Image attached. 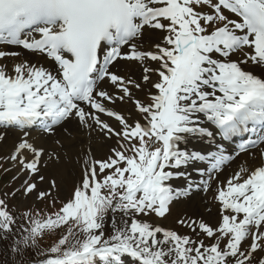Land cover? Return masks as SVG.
Returning a JSON list of instances; mask_svg holds the SVG:
<instances>
[{
    "label": "snow or ice",
    "instance_id": "1",
    "mask_svg": "<svg viewBox=\"0 0 264 264\" xmlns=\"http://www.w3.org/2000/svg\"><path fill=\"white\" fill-rule=\"evenodd\" d=\"M146 29L164 35L145 47ZM0 44L46 54L57 65L0 64V128L22 130L9 159L26 177L10 195L53 196L54 206L60 187L44 171L86 156L83 179L60 209H29L27 227H17L0 199V242L13 237L6 251L20 257L6 264H264V162L222 182L214 224L182 218L184 234L143 219L164 217L174 199L198 186L188 171L197 162H207V170L194 171L211 180L233 158L225 142L243 136L239 152L257 149L264 161V0H0ZM6 55L19 53L0 50ZM120 60L139 62L141 79L116 70ZM142 83L156 90L151 103L134 99ZM125 101L141 119L129 123L130 114L115 110ZM101 114L115 118L119 130ZM73 120L89 139L116 138L107 159L79 149L67 129V141L52 148L32 138L33 128L51 135ZM178 180L184 190L174 187ZM44 183L47 189L39 187ZM64 226L50 255L24 259L30 251L41 255L45 233Z\"/></svg>",
    "mask_w": 264,
    "mask_h": 264
},
{
    "label": "bare ground",
    "instance_id": "2",
    "mask_svg": "<svg viewBox=\"0 0 264 264\" xmlns=\"http://www.w3.org/2000/svg\"><path fill=\"white\" fill-rule=\"evenodd\" d=\"M160 37H162V32L159 30L153 31L151 29H146V38L144 40V46L145 47H150L153 40H158ZM5 51V50H3ZM33 54H27V53H22L19 56H5L3 58H0V64H5L8 66L9 70H11V68L16 64V63H20L21 61H28V57L31 56ZM152 61H149V66L153 67L152 64H150ZM35 64V63H33ZM246 67L251 68L254 73L256 74H260L261 73V69L259 67H255L254 65H252L251 63H249V65H247ZM116 70H118L119 72H121L122 74H128L130 76H132V78L137 79L138 81L141 79L142 76V66L140 65L139 62L136 61H127V60H120L117 64H116ZM152 78V77H151ZM102 85L105 88H109V90H111L109 83L107 82V80L101 82ZM137 90L133 89V93L134 95H137ZM126 102V101H125ZM125 102H117V104L115 105V109L121 108V106H125L124 103ZM121 112V111H119ZM102 115V119L106 120L109 124H111L112 126L115 124H117V121L115 120V118H110L107 117L106 115ZM64 126L66 128L69 129V131L72 133V135L76 138V146L83 150L87 147L90 146V148L92 150L99 148L101 146L104 145L106 137L103 134H93L92 138L89 139L88 136H86L83 132L78 131V124L75 120L71 121V122H66L64 124ZM20 135L19 130L17 129V127H11L9 130L6 131V137L4 139V141L2 142V144H0V149L2 150H10L11 148L14 150V143L11 144V140L17 136ZM32 138L34 139L35 142L46 145L49 148H52L55 146V142L54 139H60L61 142H66L67 141V136L66 134H64V131L62 129H58L54 135H44L42 133H39L37 131H32ZM16 145L19 143L17 140L15 141ZM11 145V146H10ZM198 148L202 147L203 145L199 142H197L196 145ZM225 154L226 155H231L233 158L231 160H229L225 165H223V167L221 168V170H219L218 172L222 175H224V179L223 182H226L228 180V178L232 175H234L240 167H245V168H254L257 166H260V164L264 161H262L260 155H259V151L257 149L254 150L255 155H251L249 154H240V155H236V150H234L231 145L226 146L225 147ZM2 152V151H1ZM75 156V155H73ZM74 158H72V162L73 163ZM69 163H61L59 165H50L52 169H54L52 172H62L60 175L62 177H69L75 170L74 165L69 166ZM209 167V165L207 164V162H197L196 164L193 165L192 169H188V171L192 172V175L194 173L196 174H200L196 171H194L195 168H203L205 170H207ZM207 177V173L205 171V176ZM63 184V178L62 180H60L59 184ZM198 185V184H196ZM226 186V185H225ZM63 185L60 186V190L62 189ZM193 191L195 189V191H200V187L199 186H194ZM193 203L195 204V206H198V210L200 212H202L203 210L205 211L206 209L211 210L210 205H206L205 201L203 200L202 196L197 193L194 195L193 197ZM207 213V212H206ZM208 215H210L212 218H214L215 220L220 218L221 215H218V212L215 211L214 208H212V211L207 213Z\"/></svg>",
    "mask_w": 264,
    "mask_h": 264
},
{
    "label": "rangeland",
    "instance_id": "3",
    "mask_svg": "<svg viewBox=\"0 0 264 264\" xmlns=\"http://www.w3.org/2000/svg\"><path fill=\"white\" fill-rule=\"evenodd\" d=\"M153 62L155 63L156 61H152V63ZM158 67H159V62L157 63V68ZM135 90H138L139 94L150 93V92H147L148 90L145 87H143L141 89H135ZM151 93H153V92H151ZM140 98H138V99H140ZM126 109L127 108H125L123 106L121 107V110H123L124 112H127V115L130 114L132 116V119L129 120V123H133L134 120L139 119L141 117L138 114V112L136 111L135 104L132 101L129 102L128 109L127 110ZM116 127H117V130H119L120 125H119L118 121H117ZM115 144H116V138L115 137H112V139H107V140H105V143L103 146L96 148L94 150H90L91 154H92V156L95 157L96 160H103L104 158L109 156V148L115 146ZM76 159H78V158L76 157ZM83 159H86V156L82 155V157L79 158V162L78 161L75 162V167H76L77 173L74 170V172L69 177L65 178V183H64L65 185L63 186V187H65V190L60 191V193H59L60 199H62V197H64V196L70 195L71 190L69 191L67 185L74 186L75 184L80 182L79 179L82 175L81 173L83 172L82 169L84 168ZM214 181L215 182H214L212 189H210V191L208 192L209 197H210L209 200H211V201L214 200L216 205L220 208L221 204L217 199L220 184H219L217 178L214 179ZM13 189H14V186H7V190L12 192ZM0 191H2V193L4 194L5 190H4L3 186H0ZM8 197H10V194L8 195ZM48 197L50 199H53V196H48ZM16 200H17V202H20L19 197H16ZM192 200H193V198L191 200L185 199V200H181L179 202L180 205L176 206V208H175L176 211L173 214V220H180L182 218H184V219H195L196 220L197 219L196 215L201 216V217L203 216V219L205 221H207L209 223H213V224L220 220L221 217L217 220H213L210 216H208L207 213L204 212V210L202 212H200L197 208L198 206H195V204L193 203ZM177 209H180V210L178 211ZM143 219L149 220L150 223H153L154 225H157L159 223L155 214H149L148 216L143 217ZM106 225L108 227V232L110 231V233H111V227H110V224L107 222V220H106ZM173 225H174V228L176 231H178L180 233H184V234H189V228L188 227L181 225V224L175 225L172 223V226ZM167 226H168V224L164 225L163 227L166 228ZM0 254H2V253H0ZM0 264H5L2 261V259H0Z\"/></svg>",
    "mask_w": 264,
    "mask_h": 264
}]
</instances>
